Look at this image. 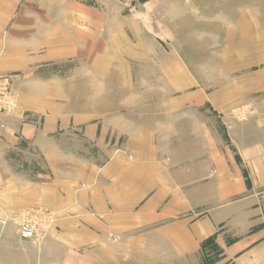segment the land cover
Returning a JSON list of instances; mask_svg holds the SVG:
<instances>
[{
    "label": "crops",
    "instance_id": "obj_1",
    "mask_svg": "<svg viewBox=\"0 0 264 264\" xmlns=\"http://www.w3.org/2000/svg\"><path fill=\"white\" fill-rule=\"evenodd\" d=\"M64 2L47 21L57 45H32L45 66L0 114V264H197L208 248L264 264V75L254 119L236 123L182 59L131 41L120 0ZM59 62L80 73H42ZM28 151L46 171L19 166ZM38 209L53 230L22 240L16 220Z\"/></svg>",
    "mask_w": 264,
    "mask_h": 264
},
{
    "label": "rangeland",
    "instance_id": "obj_2",
    "mask_svg": "<svg viewBox=\"0 0 264 264\" xmlns=\"http://www.w3.org/2000/svg\"><path fill=\"white\" fill-rule=\"evenodd\" d=\"M63 3L64 0H0V114L18 107L17 80L34 72L39 74V66H45L42 59L39 62L44 50L32 45H57L54 34L48 35L47 21L50 12L53 19L56 15L59 22H64ZM120 4L125 7L126 17L140 25L136 32L128 28L131 41H142L153 55L161 52L182 59L199 79L201 92L218 94L220 103L231 100L236 123L254 119L252 111L259 97L257 76L264 75V0H120ZM63 28L58 36L69 38ZM147 28L153 30L151 38L145 32ZM155 41L157 49L156 44L152 45ZM80 68L79 62H59L42 73L60 76L64 81L65 73L73 77ZM262 79H258L260 87ZM97 100L110 106L112 98ZM245 108L247 112L242 114ZM71 148L77 157L85 155L80 145ZM31 157L29 151L20 155L19 166L25 171L33 165L40 172L46 171V163L32 162ZM24 218L22 215L16 220L19 228ZM52 230L53 227L49 234ZM218 252L213 248L204 250L197 264H218L222 259L212 256Z\"/></svg>",
    "mask_w": 264,
    "mask_h": 264
},
{
    "label": "built area",
    "instance_id": "obj_3",
    "mask_svg": "<svg viewBox=\"0 0 264 264\" xmlns=\"http://www.w3.org/2000/svg\"><path fill=\"white\" fill-rule=\"evenodd\" d=\"M7 94V93H6ZM20 224V236L25 241H38L49 233L54 223L52 215L43 209L24 214Z\"/></svg>",
    "mask_w": 264,
    "mask_h": 264
}]
</instances>
